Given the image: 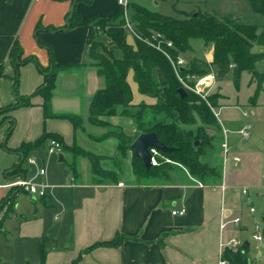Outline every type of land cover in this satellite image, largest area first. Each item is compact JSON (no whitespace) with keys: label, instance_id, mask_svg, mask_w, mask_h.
I'll return each mask as SVG.
<instances>
[{"label":"crops","instance_id":"1","mask_svg":"<svg viewBox=\"0 0 264 264\" xmlns=\"http://www.w3.org/2000/svg\"><path fill=\"white\" fill-rule=\"evenodd\" d=\"M231 1L236 9L219 18L233 16L258 27V34L264 32V15L256 13L246 0ZM242 1L248 2L250 7ZM244 6L250 8L248 16L242 10ZM74 7L85 20L111 18L120 10L118 0H94L90 5L74 3V0H0V108L16 103L13 93L16 69L10 61L13 45L18 43L21 47L22 59H33L19 67L18 86L19 96L32 98V105L4 114L8 121L0 127V205L9 199L7 185L12 178L7 173L20 164L21 154L16 151L23 144L35 143L44 134H51L67 147L80 145L79 142L84 146L68 119L45 118L43 99L33 97L44 82L41 68L47 69L53 63L70 67L61 71L57 79L51 105L55 115L87 118L94 95L105 86L90 55L92 44L103 38L96 28L49 30L65 27ZM123 29L111 28V31L124 35L133 45L134 37ZM255 48L264 52V46L256 44L254 54L260 52L254 51ZM209 53L207 61L211 63L213 48ZM255 67L260 76L253 77L245 71L240 87L236 88L242 90L246 75L251 117L245 112L244 118L249 117L252 121H244L239 113L222 121L216 111L223 163L220 185L201 186L187 172L182 173L175 184L139 185L129 164L119 184L96 185L88 160H79L80 177L75 178L70 168L75 160L73 155L68 153L70 164L65 155L64 162L60 163V156L48 154L46 143L33 150L23 165L28 171L26 178L47 186L46 196L36 199L17 193L11 210L0 208V264H40L43 253L45 264H219L223 254L221 245L234 239L233 230L242 226L232 223L237 218L233 204L235 196L244 187L250 188L251 201L252 193L264 195V60L258 61ZM228 76L233 79L232 73ZM127 81L132 89L134 106L156 103L155 99L140 94L133 70ZM221 81L218 80L215 89L221 96L219 109L237 108L238 105L228 104ZM11 120L15 121V128L7 138ZM104 120L132 135L137 133L135 124L125 117ZM247 126L249 130L254 129V139L261 135L262 141L259 140V146L251 144L243 150L233 137L240 135ZM223 130L228 131L226 137ZM93 132L104 134L101 129ZM250 139L249 134L248 139L242 140ZM225 141L227 153L223 150ZM30 158L37 161V167L29 165ZM42 168L46 171L44 176L39 175ZM182 208L187 209L186 215L172 214ZM119 236L123 237L119 246L95 247L111 243ZM246 243H240L241 247ZM16 245L20 246L19 250L15 249ZM259 262L264 264V258Z\"/></svg>","mask_w":264,"mask_h":264},{"label":"trees","instance_id":"2","mask_svg":"<svg viewBox=\"0 0 264 264\" xmlns=\"http://www.w3.org/2000/svg\"><path fill=\"white\" fill-rule=\"evenodd\" d=\"M93 1L74 0V3L90 5ZM246 1L252 5L256 13L264 15V0ZM129 8L134 11L131 15V24L138 36L145 40L154 33L163 35L167 41H171L174 45V49L163 46V50L174 57L193 52V44L196 41H202L205 46L212 45L213 62L209 63L204 59L194 58L181 72L184 76L202 77L213 71L217 79L221 81L232 73L236 88L240 87L243 72L248 71L253 77L260 76L255 67L259 57L253 53L256 44L264 46V32L258 34V27L247 25L241 19L233 16H228L225 21H219L210 14L198 13L197 18L191 14L185 19H176L151 12L138 5H129ZM124 24V11L121 8L111 18L95 17L85 20L76 13L74 7L69 13L65 27L49 29L54 32H61L83 26H94L96 30L100 28V31L97 30V34L103 38L92 44L90 55L92 59L98 62L95 67L98 75L104 79L105 86L96 92L91 101L88 121L94 126L106 129L104 134L99 136V141L104 142L114 138L118 142L117 154L115 157L109 158L110 167L104 166L107 160L102 155L78 144L67 147L57 136L44 134L35 143H25L16 151L21 154V161L13 171L7 173L8 177L26 178L28 171L24 169L23 165L32 151L55 139L63 145L62 155L64 152H68L75 159L70 166L73 177H80L79 160L86 159L90 163L93 183L96 185L119 184L125 174L123 161L128 158L130 151L132 153V172L139 185H150L156 182L175 184L179 182L180 175L178 174L180 171L181 174L187 172L191 178L203 186L214 187L222 183V159L218 164L205 161V158L216 152L218 149L216 144L220 143V137L216 139L210 136L207 130V127L215 126L221 135L219 123L211 109L219 108L220 94L213 92L208 99L209 105L189 91L187 92L188 97L182 99L178 94L182 85L170 62L162 53L139 39H135L133 45L129 44L124 35L109 31V28L124 27ZM116 49L122 52L121 58L115 57L114 50ZM99 50L103 51L102 55L97 53ZM22 54L21 47L15 43L11 49L10 61L14 63L16 69L13 89L16 103L13 106L0 108V116L10 113L16 108L32 105V98H23L18 94L19 67L33 60L32 58L22 59ZM68 68L70 67L55 63L47 69L41 68L44 82L33 97L40 96L43 99L45 118L68 119L73 124L77 134L83 123V117L77 115L58 116L53 114L51 107L59 73ZM131 70L134 71L135 82L140 94L155 99L154 105L142 103L134 106L132 104L133 93L127 81ZM1 76L0 70V78ZM195 113L205 127H200L194 131L188 127L196 125ZM115 116L130 119L135 124L136 135H132L122 127L104 120V118ZM4 123L0 122V127ZM10 124L6 134L7 138L15 128V121L11 120ZM148 133H155L164 145L175 149L173 153L163 155L173 161L174 165L160 161V164L150 171L146 170L143 161L134 154L131 146L139 135ZM218 151L220 152V149ZM17 193L20 192L10 190L9 199L12 202ZM2 206L3 203L0 205L1 209ZM262 222L264 226V215ZM122 241L123 237L119 236L111 243L97 244L95 247L119 246ZM248 251L249 249L244 250L243 247L237 249L227 247L223 251L222 258L227 261V264H252ZM40 264H45L44 253Z\"/></svg>","mask_w":264,"mask_h":264},{"label":"rangeland","instance_id":"3","mask_svg":"<svg viewBox=\"0 0 264 264\" xmlns=\"http://www.w3.org/2000/svg\"><path fill=\"white\" fill-rule=\"evenodd\" d=\"M242 2L244 3V5H248L250 7V4L248 2L246 1H242ZM129 3L130 5H138L151 12H155L160 15L167 16V17H173L176 19H185L189 15L194 14L195 12H198L202 14L210 13L214 17H216L219 21H225L227 20L228 17H222V18H219V17H221V15L223 14H226L227 12L229 13L230 11L232 12L234 11V9H236V7L233 6V2L231 0H129ZM244 7L245 8H243L242 10L244 14L248 16L247 15L249 14L248 9L250 8L247 6H244ZM133 13L134 11L130 8L128 11V16L130 17V20L132 17L131 15ZM249 21L252 22L253 19L249 18ZM121 28L123 29L124 27H121ZM123 30L127 32L125 28ZM109 31H111L110 28H109ZM193 46H194L193 52H188L181 56L186 61V65H188V63H190V61L194 58L204 59L205 61H207V56L208 57L210 56L209 52L212 49V45L205 46V44L202 41H196L194 42ZM254 51H257V52L260 51L257 54L259 57L258 61H263L264 52H262V50H260L259 48H255ZM97 53H99V55L100 54L102 55L103 51L99 50ZM114 55L115 57H118V56L120 57L122 55V52L119 49H116L114 51ZM94 61H95V65H97L98 62L96 60ZM246 80H247V76L245 75L244 84L242 86L241 91H238V89H236L231 76L226 77L223 81L220 82V86H222V88L224 89V93L228 96V99H229L228 104H232L233 106L238 105L237 108L226 109L223 111L217 108L216 111L220 114V120L222 121L226 120L230 116L231 118H233V116L239 113L241 119H243L244 121L249 122V123L252 121V119L251 118L249 119V117L244 118L245 112H247L251 117V107H249L248 105V96L250 92L247 89ZM216 92L217 91H215V93ZM194 115L196 119V125L192 127L190 126L188 127V129L192 128L195 131L196 129L200 127H205L204 124L201 122L199 116L196 113ZM7 121H8V117L6 115L0 116V122H7ZM96 129L98 130L101 129V131H104V132L106 131V129L102 127H98V126H94L90 124L88 121V117L87 118L83 117V123L81 127L78 129L77 134L81 137V140L83 142L82 144L84 145L83 147L88 150H92L96 152L98 155H102L103 157H105L107 161L105 160L106 162L104 166L110 167L109 164L111 163V161L109 160V158H113L117 154L118 142L114 138L109 139L104 142L99 141L98 138H100L99 136H101L102 134L94 133L93 130H96ZM207 130L210 136H213L216 139L221 137L219 134V130L215 126H209L207 127ZM248 132L251 135V139L249 141L243 142L245 140H242L243 138L240 135H236L233 137L234 142L237 144V146H239V148H242L243 150L247 148V146H250L251 144L255 146H259L258 144L259 140L262 141L261 135L257 137L258 140L257 138L254 139V136H253L254 129H251ZM230 139H231V136H230ZM263 139H264V131H263ZM79 144L81 145L80 142ZM219 145L220 143L216 144V147L218 149H219ZM218 149H216V152H213L210 156L205 158V161H211V163L213 164H218L219 161L221 160V154L219 151L217 152ZM43 155L47 156V154H43ZM64 155L66 157V161L70 164L71 156L68 154V152H64ZM131 158H132V153L130 151L128 153V158L125 161H123V164L125 166V171H126V165L129 164L128 167L129 166L131 167ZM155 158L158 164H160V161H162L163 163L174 165L173 161H171L169 158H166L163 155L156 156ZM54 159H56V157H54ZM166 159L169 162H167ZM177 172H179V170H177ZM178 175H182L181 171L179 172ZM251 197H252L251 202H253V207L256 209L255 215L250 214L249 204L241 202L240 192H239V195L235 196L233 200L234 209H235L234 212H235V216L241 219L242 226L240 229L233 230L232 235L234 236V239L239 241V243H244L245 241H247L250 244V249L248 251L249 258L254 264H257V263H260L259 261L261 260V258L262 259L264 258V247L260 246L258 243H256L253 240V227L256 222H259V223L262 222V216L264 215V195L262 194L254 195L252 193ZM12 207H13V202L11 201V199H9L4 202L2 209L6 208V210L8 211V210H11ZM228 233H229V230L226 231V235ZM19 247H20L19 245H16L15 249L19 250L20 249ZM234 249H237V248H234ZM5 252H8V250H5Z\"/></svg>","mask_w":264,"mask_h":264},{"label":"built area","instance_id":"4","mask_svg":"<svg viewBox=\"0 0 264 264\" xmlns=\"http://www.w3.org/2000/svg\"><path fill=\"white\" fill-rule=\"evenodd\" d=\"M118 5L119 7L124 11V20H125V30L134 37V39H139L155 49L156 51L162 53L166 59L170 62L173 71L175 75L177 76L179 82L182 85V88L186 90V92H191L192 94L198 96L201 98L203 101L208 102L209 97L213 94L217 87V76L216 74L212 71L211 73H208L202 77H196L192 75H183L181 72L184 71V69L187 67L186 61L181 57H174L171 54L167 53L166 51L163 50V46L167 47L169 49H174V45L171 41H167L165 37L161 34L154 33L151 35L149 39H142L138 36V34L134 31V28L131 24L130 17L128 16V11H129V0H118ZM98 31H100V28H97ZM233 68V67H231ZM215 117L218 119L219 114L216 112L215 109L211 108ZM249 129L250 127L247 126L245 129L239 132V134L244 138L248 139L249 138ZM228 131L223 130V135L226 137ZM223 150L225 153H227V143L226 141L223 144ZM63 153V145L55 139H52L48 143V154L49 155H56L60 156ZM156 156H160L159 153L154 152L153 153V165L154 167L158 165L156 162ZM167 160V159H166ZM167 162H169L167 160ZM28 163L31 166L37 167V161L35 159H28ZM237 162L235 163V165ZM46 173L45 169H39V175L44 176ZM264 178V177H263ZM201 186L202 184L199 183ZM7 187L10 190H15L19 191L20 193H25L28 194L31 197L34 198H44L47 194V186L38 183L35 181V179H28V178H23V177H17V178H12L9 181V184ZM241 199L243 203L249 204L250 207V213L255 214L256 210L252 206V202L250 199V188L249 187H244L240 191ZM187 213L186 208H182L181 210H175L172 212L174 216H184ZM232 223L239 227L241 225V219L239 217L235 218ZM253 240L258 243L260 246L264 247V226L263 222H256L253 227ZM230 247V248H239L241 247V244L236 240L232 239L230 240L227 244H222L221 248L224 251L225 248ZM219 264H227V261L221 258V261Z\"/></svg>","mask_w":264,"mask_h":264},{"label":"water","instance_id":"5","mask_svg":"<svg viewBox=\"0 0 264 264\" xmlns=\"http://www.w3.org/2000/svg\"><path fill=\"white\" fill-rule=\"evenodd\" d=\"M194 18L198 17V12H195L193 15ZM178 94L182 99L188 97V93L183 88L178 90ZM197 146V144H196ZM134 154L143 161L144 167L147 171H150L153 165V153L157 152L160 155L170 154L175 151V149L169 148L164 145L155 133L141 134L139 135L134 143L131 146ZM59 162H64L63 155H60ZM249 248L248 243L243 245V249L246 250Z\"/></svg>","mask_w":264,"mask_h":264}]
</instances>
